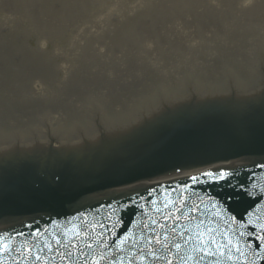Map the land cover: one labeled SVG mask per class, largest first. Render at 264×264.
Instances as JSON below:
<instances>
[{"label":"water","instance_id":"95a60500","mask_svg":"<svg viewBox=\"0 0 264 264\" xmlns=\"http://www.w3.org/2000/svg\"><path fill=\"white\" fill-rule=\"evenodd\" d=\"M98 139L60 149L36 146L0 160V235L11 249L0 257L4 264H16L13 257L18 258L26 247L36 251L44 243L53 249L40 253L46 264H85L86 260L92 264L101 256L104 259L100 264H141V259L142 264H165L176 253L175 243L183 245L182 255L197 256L191 250L194 241L184 244L179 236H173L167 227L172 221L166 222L167 251L159 245L149 246L152 233L143 227L142 221L157 215L152 211L153 202L176 200L181 193L189 206H200L196 220L181 221L191 230L189 235L200 219H212L214 201L209 198L222 202L225 219L234 215L241 221L230 227L224 220L216 221L222 231L252 234L240 237L244 257L237 259L238 253L232 252L231 260L227 256L204 257L200 264H264V252L259 249L264 241L257 239V235L264 237V168L258 167L264 164V92L249 103L224 100L175 105L141 125ZM228 161L232 165L240 162L226 170L233 173L229 178L232 187L224 182L223 187L208 183L202 177L199 183L186 188L177 183L153 190L147 186L135 188L143 181ZM132 185L136 186L126 190ZM154 191L167 195L160 197ZM234 192L240 194L231 199L225 196ZM117 221L118 226L112 228ZM160 222L165 223L162 219ZM92 225H97L95 231ZM73 229L80 231L79 237L73 236ZM17 233L26 237H14ZM237 235L231 236L234 242ZM125 237L128 243L121 250L120 240ZM160 238L165 242L164 232ZM217 240L223 242V237L217 236ZM151 249L163 259L149 255ZM69 252L70 256L60 255ZM20 264L39 262L29 257Z\"/></svg>","mask_w":264,"mask_h":264},{"label":"rangeland","instance_id":"374dc122","mask_svg":"<svg viewBox=\"0 0 264 264\" xmlns=\"http://www.w3.org/2000/svg\"><path fill=\"white\" fill-rule=\"evenodd\" d=\"M39 1L14 0L10 3L4 1L10 10L8 14L3 13V9L0 7V45H3L5 49L1 52L2 56L0 58L7 61L15 60L17 62L16 66L19 65L16 68L25 71V75L30 74L28 71L30 69L34 71H43L47 68L54 71L62 70V67H60L61 61L58 62L57 66L54 60H65V57L67 59V55L71 57L74 53L76 46H73V42L69 37L70 32H76L84 42H91L84 39V28H87L85 30L91 32H95V28L100 24L103 28V24L105 23H102L103 20L100 18L105 19L107 15L110 18L105 19L107 26L108 23L110 25L112 23L111 28L116 32L118 30L121 32V28H125L124 35H126L130 27L128 22L136 21V19L148 20L158 26L166 19L168 20V24L178 21L179 25L184 20L187 23L185 25L191 28L194 25V28H196L198 27V23L194 19V24L190 18H186L185 20L188 12H198L194 15L202 17L200 19H204L203 17H205V22L215 25L217 22V20L213 19L215 12L236 10V0H65L63 5V0H59V2L47 0V9H44V20L48 21V23L46 21L44 23L39 21L40 25L37 24L35 26L22 13L21 8L24 4L31 2L37 4ZM256 1L261 2L260 0ZM15 3H18L17 10L15 9ZM48 14L53 19L50 23ZM192 15L189 14L187 17ZM117 20L121 21V24ZM51 44H56L57 46H51ZM81 44L82 42L79 41V45ZM252 51L254 52L256 49ZM254 53V58H250L247 61V66L241 69L242 72L240 75L238 73V76H249L258 69L257 66L261 55L258 51ZM61 54L63 57H61ZM250 57H252V54H250ZM6 64L12 63L7 62ZM2 68L5 67L3 66ZM115 69L116 67L114 71ZM18 70H16L17 74H19ZM146 71H148V68H146ZM89 72L81 74V78L74 82H68L64 88L72 98L80 99L84 95L88 96L84 100L87 103L79 100L77 103L71 105L72 108L84 107L83 109H86L88 114L98 106L96 98H100L98 100L104 102V104H108L109 102L111 104H121L116 101L121 91L127 87L126 94L131 93L135 88L137 89L143 85L140 84L142 82L140 75L135 76L131 72L126 75L125 72L124 74L118 72L117 74L122 79L109 76L110 79L102 80V85L99 89V87L95 86L99 82L94 81L97 77L89 74ZM53 79H56V76ZM53 105L57 106L56 104ZM78 110L77 114H83L79 113ZM60 112L62 118L63 113L62 111ZM51 113L50 109L47 110L49 119L55 122L56 120L51 118Z\"/></svg>","mask_w":264,"mask_h":264},{"label":"snow or ice","instance_id":"6c2138e0","mask_svg":"<svg viewBox=\"0 0 264 264\" xmlns=\"http://www.w3.org/2000/svg\"><path fill=\"white\" fill-rule=\"evenodd\" d=\"M258 167L264 168V164L258 165ZM203 177L207 178L208 183H215L218 185H221V182H224V185H227L228 187H232L230 177L233 175L231 172H226L225 170L221 169L220 171H212L208 170L205 172H202L200 174ZM190 179L194 183L200 182L199 176H192ZM224 185H221L222 187ZM183 187H187V185H184ZM243 191H247L248 195H251V191L247 189H243V186H239ZM151 194V193H150ZM239 192L234 193H225V196L228 199H231L232 195H239ZM183 193L180 194V197H178L176 200H173L171 198H166L164 201H161L159 203L153 202V209L152 211L156 213L155 216H149L146 221H142L143 227L145 229H148L152 235L148 239V245L151 246L152 244L159 245L163 250H168V244H167V232L166 230V222L172 221L171 225H167V227L171 228V232L173 233V236H179L181 240L184 241V244H188L190 241H194L195 243L192 245V252L197 253V256L193 255H182L183 245L180 243L173 244V247L176 250L175 255L172 259H166L165 264H189V261H192L193 264H200V261L204 257H222L227 256L229 260L232 259V252L238 253L237 259H240L241 257L245 256V252L240 248V237H243L245 235H252L251 233H245L244 231H240L238 235L235 232H232L231 234L228 231H222L220 228V225L216 223L218 220H224L225 224L229 227L232 224H240L241 221L237 219L236 216L230 215L227 219H225L222 215L224 208L222 205V202L220 200H216L215 198H209L210 200H213L214 202L211 204V208L213 209L212 212V219H200L195 224V231L192 232L189 235L190 229L184 227V225L181 223V221H193L197 219V213L200 212V206L198 204H193L189 206L188 200L182 198ZM136 202L133 201V204ZM203 203V201H201ZM139 207L143 208V205H138ZM108 207H111L109 205ZM121 207H127V205H121ZM220 209V212H216V209ZM187 209V211H185ZM83 215V214H81ZM147 216L148 213H145ZM252 213L249 212L248 216H251ZM161 219L165 223H161ZM119 221L114 223L112 225V228H115L118 226ZM135 223V222H134ZM213 224H216L215 227H213ZM153 226V227H150ZM101 228H104L105 225L100 224L98 225ZM97 225H92L91 228L93 231H95V228ZM112 228H107V231H112ZM180 228L182 231L177 232V229ZM73 236L79 237L80 231L78 229H73ZM261 231H264V226H261ZM161 232H164L165 234V242H162L161 240ZM17 235H22V233H17ZM102 235V234H97ZM232 235H237V238L235 242L231 238ZM187 238L185 239V237ZM217 236L223 237V242L217 240ZM258 240L264 241V237L257 235ZM57 244H61V241L57 240ZM128 243V238L125 237L120 240L121 250H123V246ZM107 247V245H104ZM73 247L75 245L73 244ZM88 248H91L92 245L88 244ZM251 247V245H249ZM44 249H47L49 252L53 251L52 246L49 243H44L42 248L37 249L36 251H33L32 247H26L22 253H19V257H13L16 264H20L21 260L27 261L29 257L34 258V262H39V264H46V259L40 255L41 252L44 251ZM260 252H264V243H261L259 245ZM11 251L10 246L8 243L5 242L4 237L0 235V257H3L4 255L9 254ZM140 252L143 253L144 249L141 248ZM259 255V253H256ZM61 256L68 255L70 256L71 253H60ZM149 255H151L154 259H163L161 256L156 255V249H151L149 252ZM264 259V257H261ZM104 257L101 256L99 260H93L92 264H100V260H103ZM0 264H4L3 259H0ZM85 264H88L87 260L85 261ZM142 264V259H141ZM217 264L219 262L217 261Z\"/></svg>","mask_w":264,"mask_h":264},{"label":"bare ground","instance_id":"6f19581e","mask_svg":"<svg viewBox=\"0 0 264 264\" xmlns=\"http://www.w3.org/2000/svg\"><path fill=\"white\" fill-rule=\"evenodd\" d=\"M4 1L7 2H13L14 0H0V7L3 9V13L8 14L10 12L9 8L6 6V4L4 3ZM56 2H59V0H55ZM252 1V2H251ZM46 2L47 0H40L37 4L31 2L29 4H24L21 8L22 13L24 15H26L29 20L31 22H33L32 24H34L35 26L40 25V22H45L46 20H44V9L46 7ZM65 2V0L62 1V5ZM251 2L252 6L249 8V10H255L258 11L261 15L260 16H264L263 13H261V11L264 10V3H257L256 0H243L242 3L240 4V7H244V5H249ZM17 4L15 3V9L17 10ZM223 4V3H222ZM50 5V4H49ZM61 5V6H62ZM51 6V5H50ZM16 10H14L15 12H17ZM215 19L218 20L222 25H220L219 27H217V24H213L214 27L217 28H205V27H199L197 29H191V33L192 36H195L197 34H203V36H201L202 38L200 39L201 42L205 43L210 39V36L207 37V35H211L213 36L214 34H216V37L218 38H222L227 32H225L226 30L229 31V29L231 28L232 23L237 21V17H239V15H234L235 17L228 19V20H223L224 17L223 16H227L229 15V13H226L225 11L221 12H215ZM189 14H186V16H188ZM241 15V14H240ZM244 16H249L247 13ZM49 17V23L50 21H52L53 19H51V15L48 14ZM109 18V16L107 15L105 17ZM13 19V18H12ZM101 20H103L102 23L104 27H101V24L95 28V32H91L89 30H85L84 28V39L89 40L91 42H84L82 40V38H80L76 32L71 31L69 34V37L71 38V41L73 42V46H76V48H74V53L71 55V58L67 56L66 60H58L55 61L57 63L58 66V62L61 61V65L64 66L65 70H68V68L74 69L76 67L79 66V64H81L80 62H84V63H88V64H95L98 63V61H102L103 58H105L107 61H109L110 63H113V61L117 64V65H122L125 66V64H127L128 61L132 60V59H139L137 56H139L140 52H141V46H140V41L143 42L144 44H151V46H153V41L151 39V36L149 34L150 32V26L153 23H148V20H137L136 21H132V22H128L129 23V32L135 30L137 33V36L134 38V40L129 41L128 39V32L126 35L125 34V28H121V32L120 30H118L117 32L115 30H113L112 27V23L111 25L108 23L107 26V22H105V19L100 18ZM110 19V18H109ZM40 21V22H39ZM100 21V20H99ZM249 21V20H248ZM247 21V22H248ZM48 23V21H46ZM117 22L119 24H121V21ZM101 23V22H100ZM237 23V22H236ZM212 26V25H211ZM44 28V27H43ZM173 28V27H172ZM232 29V28H231ZM151 31H158V30H151ZM230 32V31H229ZM176 34H179L180 39L183 37V35H189L188 34V27L187 28H173L171 33H170V37L175 36ZM222 37H219L221 36ZM122 36V37H121ZM139 36H142V38H140ZM44 37V36H42ZM264 39V38H263ZM184 42H194L197 43L198 41H196V39H192L191 41L188 39H181V41ZM79 41L82 42L81 45H79ZM182 41V42H183ZM208 43V42H207ZM155 44L157 45L158 48L154 49V47H152L151 50V55H153V51H157V52H169V50H164L165 48V43H161L160 41ZM161 44V46H160ZM184 44V43H183ZM89 46V47H88ZM189 47H193V44L189 45H185L184 47H182V50H187L188 53V48ZM173 52H177L176 51H172ZM178 53V52H177ZM90 56L92 59L89 60L87 58V56ZM80 57H82L80 59ZM137 62V61H136ZM208 65V64H207ZM211 65H208V67ZM210 68V67H209ZM202 71H209L208 69H201ZM63 73H61L58 71V75L59 76H63ZM66 75V74H65ZM176 80L179 81V79L177 78ZM142 99H138L135 98L132 101L136 104L139 105L138 102H140ZM126 104V103H125ZM129 107H132V105H130ZM127 109L129 108H124L121 109V113L118 114V116H126L127 115ZM125 112V113H123ZM116 112H113L111 115H115ZM102 115L104 116V119H107V115L105 114V110L103 111ZM86 123H89L88 121ZM81 129L84 127L83 125H80ZM6 131L3 130V134ZM70 135V134H69Z\"/></svg>","mask_w":264,"mask_h":264}]
</instances>
